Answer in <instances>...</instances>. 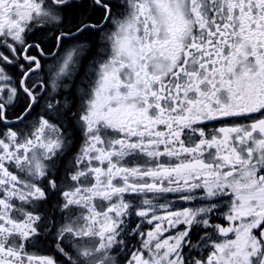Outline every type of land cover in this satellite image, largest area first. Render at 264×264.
<instances>
[{
  "label": "snow or ice",
  "instance_id": "snow-or-ice-1",
  "mask_svg": "<svg viewBox=\"0 0 264 264\" xmlns=\"http://www.w3.org/2000/svg\"><path fill=\"white\" fill-rule=\"evenodd\" d=\"M0 264H264V0H0Z\"/></svg>",
  "mask_w": 264,
  "mask_h": 264
}]
</instances>
